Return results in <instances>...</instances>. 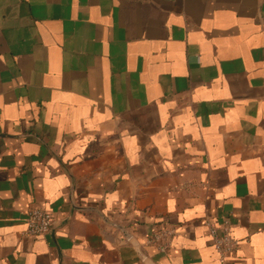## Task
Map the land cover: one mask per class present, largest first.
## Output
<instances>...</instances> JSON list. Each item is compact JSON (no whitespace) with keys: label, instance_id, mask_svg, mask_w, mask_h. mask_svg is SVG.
<instances>
[{"label":"crops","instance_id":"obj_1","mask_svg":"<svg viewBox=\"0 0 264 264\" xmlns=\"http://www.w3.org/2000/svg\"><path fill=\"white\" fill-rule=\"evenodd\" d=\"M0 264H264V0H0Z\"/></svg>","mask_w":264,"mask_h":264},{"label":"built area","instance_id":"obj_2","mask_svg":"<svg viewBox=\"0 0 264 264\" xmlns=\"http://www.w3.org/2000/svg\"><path fill=\"white\" fill-rule=\"evenodd\" d=\"M25 233L30 236H46L53 232L55 220L52 213L42 205H32L27 212ZM213 246L220 258L224 259L233 253L239 241L232 235L230 218L223 217L221 229L209 219L205 220ZM177 231L174 227H165L152 233L146 243L156 246L160 251H167Z\"/></svg>","mask_w":264,"mask_h":264}]
</instances>
